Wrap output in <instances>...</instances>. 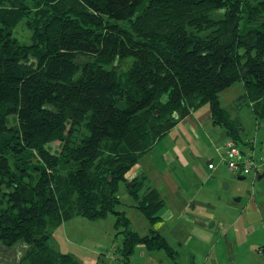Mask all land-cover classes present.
I'll return each mask as SVG.
<instances>
[{
	"label": "trees",
	"instance_id": "trees-1",
	"mask_svg": "<svg viewBox=\"0 0 264 264\" xmlns=\"http://www.w3.org/2000/svg\"><path fill=\"white\" fill-rule=\"evenodd\" d=\"M237 82L264 119V0H0V254L85 264L54 247L55 228L113 214L109 253L129 264L143 246L177 264L154 227L165 200L129 174L204 104L240 144L220 102ZM121 185L148 235L117 209Z\"/></svg>",
	"mask_w": 264,
	"mask_h": 264
},
{
	"label": "rangeland",
	"instance_id": "rangeland-1",
	"mask_svg": "<svg viewBox=\"0 0 264 264\" xmlns=\"http://www.w3.org/2000/svg\"><path fill=\"white\" fill-rule=\"evenodd\" d=\"M17 35H19L18 32ZM127 66V63L122 64L123 68ZM244 93V84L242 82H237L221 92L220 102L232 119L239 121L241 142L247 139H255L257 142L256 151L258 154H262V152L264 153V119L256 117L253 110L254 106L252 103L244 100ZM210 111V106L204 104L198 107L194 113L196 115H206ZM210 113L212 114V112ZM10 119L12 122L14 117ZM212 121L211 118L205 120L204 127L201 128V135H203L204 130L206 134L202 136L199 144L196 146V144L192 142V148H196V154L199 157L198 162L194 163L198 165V171L194 172L191 168L187 169L182 167L177 159H174L175 161L172 160L175 153L174 147L182 145L181 133L175 128L163 137L162 140L155 145L153 150L140 158V166L145 170V176L147 177L145 187H156L161 190L163 195L168 196L166 199L168 201L166 209L171 206L169 205L170 202H175L174 195L170 193L171 191L164 182L166 175H172L175 178L177 183L180 184L184 195L189 199H192L194 194L199 192L204 195L208 194L213 196L215 194V189H217L216 194L218 199L220 198L222 200L220 205H222L221 207L223 209H225V204L228 201L235 202V200L239 198H241L242 201H246L250 197H254L255 195L258 197L264 193V177L262 180H254L253 176L247 174L246 179L239 180L237 176H232L228 165L221 160L220 153L217 150V144L212 142L217 135L215 129H220V126H215V123ZM218 145L224 146L222 144ZM52 146L54 150H58L59 143L56 142L52 144ZM248 149L249 148L246 150ZM212 159H215V165L214 163L209 165ZM220 163H222L221 168H219ZM176 167L179 168L175 170ZM214 167L215 169H213ZM207 180H209V183L206 185ZM204 185L206 186L202 189ZM119 196L122 203L117 209L126 212L131 221V229L143 235L144 233H150L152 226L148 223L142 212L133 206L134 200L127 193L126 186L121 185ZM175 211H177V207ZM162 212H164V210ZM165 213L167 212L165 211ZM233 219L234 217L225 216L226 222H232ZM116 221L117 217L113 214L98 221H90L79 216L73 219H64L62 223L55 228L52 242L55 245L54 247L76 256L85 264H103L105 261L107 264H113V260L106 258L104 253L106 249L112 251V248L109 247L115 239L118 244L122 242V234L119 238H116V234L119 231L116 227ZM247 238L254 239L255 237L253 235H248ZM154 253L159 254L161 259L167 261V256L164 252L155 251ZM201 253H199V256ZM6 255L3 253L0 254V261L4 262V264H10L7 262L9 258ZM12 255L11 253L10 256ZM182 257L181 264H184L187 262V255H183ZM17 261L18 257L12 259L14 264ZM136 264L138 263L136 262ZM225 264L230 263L225 262Z\"/></svg>",
	"mask_w": 264,
	"mask_h": 264
},
{
	"label": "crops",
	"instance_id": "crops-1",
	"mask_svg": "<svg viewBox=\"0 0 264 264\" xmlns=\"http://www.w3.org/2000/svg\"><path fill=\"white\" fill-rule=\"evenodd\" d=\"M210 112L206 115H196L193 112L175 127L181 133L182 145L174 147L175 153L172 160L177 159L182 167L191 168L194 172L198 171V165L194 163L198 162L199 157L196 154V148H192V142L197 146L202 136H205V130L201 135V128L204 127L205 120L210 118L212 120ZM215 131L217 135L212 142L217 144V150L222 154L225 151L224 146L218 144L225 145L229 136L222 127L219 130L216 128ZM221 160L225 161L222 157ZM214 162L215 159L210 160L209 165ZM178 168L176 167L175 170ZM140 173L145 174V170L139 163L129 174V179ZM231 173L234 175L233 172ZM263 177L264 174H261L257 179L262 180ZM164 182L171 191L170 193L174 195L175 202H170L171 206L166 209L168 196L163 195L161 190L155 187L166 204L163 214L161 213V220L155 225V230L160 231L177 251V264H181L183 255H187V262L184 264H225V262L264 264V193L258 197L257 195L250 197L246 201H242L241 198L236 199L235 202L228 201L223 209L220 205L222 200L218 199L216 194L217 189L213 196L193 192L194 196L189 199L172 175H166ZM208 183L209 180L206 185ZM176 207L177 211H175ZM225 216H231L234 219L232 222H226ZM148 234L144 233V235ZM248 235H253L255 238H247ZM113 246L112 242L109 248ZM138 247L129 264H136V262L138 264L174 263L167 254V261H164L159 254L154 253L155 251H149L143 246ZM108 250L106 249L104 254L106 258L113 260V264H126L118 257L116 251L109 253ZM199 253H201L200 256ZM103 264H107L106 261Z\"/></svg>",
	"mask_w": 264,
	"mask_h": 264
},
{
	"label": "built area",
	"instance_id": "built-area-1",
	"mask_svg": "<svg viewBox=\"0 0 264 264\" xmlns=\"http://www.w3.org/2000/svg\"><path fill=\"white\" fill-rule=\"evenodd\" d=\"M228 148H229L228 155L230 156V159L227 161L230 170L234 174L237 175L249 174L255 178H257L260 175L262 171V167L264 166V157L262 158V164L257 166L249 160H243L239 148L234 143H229ZM222 158L225 160L224 157Z\"/></svg>",
	"mask_w": 264,
	"mask_h": 264
},
{
	"label": "bare ground",
	"instance_id": "bare-ground-1",
	"mask_svg": "<svg viewBox=\"0 0 264 264\" xmlns=\"http://www.w3.org/2000/svg\"><path fill=\"white\" fill-rule=\"evenodd\" d=\"M212 115V114H211ZM229 136V135H228ZM244 142H246L247 143V147L248 146H253V148L252 147H249V149L248 150H246L247 149V147L246 146H244ZM244 142H241L240 144H238L237 142H235L233 139H231L230 137H229V140L226 142V144L224 145V149H225V151H224V153H222V154H220L221 155V157H224L225 158V161H224V163H226L227 165H228V161L227 160H229L230 159V156L228 155V152H229V148H228V144L229 143H234L238 148H239V150H240V152H241V156L243 157L242 159L243 160H249V161H251V162H253L255 165H257V166H259V165H261L262 164V158L264 157V153L262 152V154H258L257 153V151H256V140L255 139H247L246 141H244ZM245 147V148H244ZM244 149V150H243ZM228 168H229V165H228ZM229 170H230V168H229ZM232 172V171H231ZM261 174H264V166L262 167V171H261V173H260V175ZM259 175V176H260ZM258 176V177H259ZM257 177V178H258ZM254 178V180H256L257 178H255V177H253Z\"/></svg>",
	"mask_w": 264,
	"mask_h": 264
},
{
	"label": "water",
	"instance_id": "water-1",
	"mask_svg": "<svg viewBox=\"0 0 264 264\" xmlns=\"http://www.w3.org/2000/svg\"><path fill=\"white\" fill-rule=\"evenodd\" d=\"M233 177H236L235 175H232ZM239 180H244L246 177H238Z\"/></svg>",
	"mask_w": 264,
	"mask_h": 264
},
{
	"label": "flooded vegetation",
	"instance_id": "flooded-vegetation-1",
	"mask_svg": "<svg viewBox=\"0 0 264 264\" xmlns=\"http://www.w3.org/2000/svg\"><path fill=\"white\" fill-rule=\"evenodd\" d=\"M234 174V173H233ZM235 176H244V177H246V175H237V174H234ZM251 176V175H250Z\"/></svg>",
	"mask_w": 264,
	"mask_h": 264
}]
</instances>
